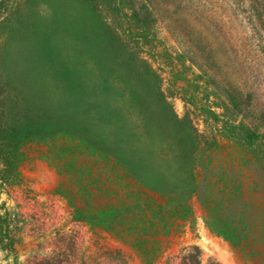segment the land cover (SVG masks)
<instances>
[{"label": "rangeland", "instance_id": "obj_1", "mask_svg": "<svg viewBox=\"0 0 264 264\" xmlns=\"http://www.w3.org/2000/svg\"><path fill=\"white\" fill-rule=\"evenodd\" d=\"M0 264H264V0H0Z\"/></svg>", "mask_w": 264, "mask_h": 264}, {"label": "trees", "instance_id": "obj_2", "mask_svg": "<svg viewBox=\"0 0 264 264\" xmlns=\"http://www.w3.org/2000/svg\"><path fill=\"white\" fill-rule=\"evenodd\" d=\"M190 249H191V247H190ZM192 249H197L196 247H193Z\"/></svg>", "mask_w": 264, "mask_h": 264}]
</instances>
